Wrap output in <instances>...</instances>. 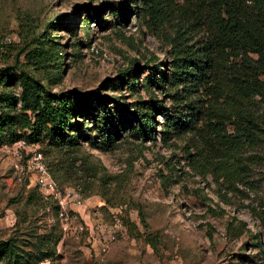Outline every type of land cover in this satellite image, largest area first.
<instances>
[{"label": "rangeland", "instance_id": "374dc122", "mask_svg": "<svg viewBox=\"0 0 264 264\" xmlns=\"http://www.w3.org/2000/svg\"><path fill=\"white\" fill-rule=\"evenodd\" d=\"M142 1L0 0V71L12 78L23 71L59 95L99 94L77 116V141L37 143L59 189L83 198L71 213L76 223L84 216V234L75 224L64 231L56 203L14 170L12 153L0 145V264H264V159L251 163L247 182L205 175L191 165L197 139L166 135L168 121L156 108L155 139L143 135L140 119L114 143L100 137L105 118L120 124L121 113L145 112L155 98L162 110H175L153 80L158 64L168 71L175 27L145 17ZM112 3L136 8L123 17ZM7 85L0 81V94L9 90L19 100L0 98L6 137L20 128L23 94L19 78ZM255 105L264 110L260 97ZM255 153L264 155V147H248L244 157ZM111 234L117 238L103 252ZM153 235L156 246L148 242Z\"/></svg>", "mask_w": 264, "mask_h": 264}, {"label": "trees", "instance_id": "16d2710c", "mask_svg": "<svg viewBox=\"0 0 264 264\" xmlns=\"http://www.w3.org/2000/svg\"><path fill=\"white\" fill-rule=\"evenodd\" d=\"M111 5L123 17L136 8ZM141 8L145 17L161 27L168 22L175 27L168 71L158 64L159 76L153 77L170 95L175 110H162L155 98L145 112L121 113L120 124L105 118L100 137L114 143L126 127L140 119L143 135L155 139L156 108L168 121L166 135L190 132L197 139L192 145L195 152L189 153L193 168L205 175L219 171L227 180L247 182L251 163L264 159L256 153L244 157L248 147H264V110L255 105L256 97L264 100V0H143ZM171 11L176 13L174 21ZM100 14L101 8L92 17L98 19ZM199 33L203 38L198 41ZM9 74L0 71V81L6 86L11 79L21 81L22 116L18 133L7 137L4 129L9 121L0 116L1 146L22 138L31 144L47 140L50 145L78 140L75 121L86 113L84 106L99 96L97 91L84 96L59 95L23 71L18 78ZM0 98L14 105L19 100L9 90ZM93 146L98 147L97 140ZM158 241L156 235L148 240L153 246Z\"/></svg>", "mask_w": 264, "mask_h": 264}, {"label": "built area", "instance_id": "2783aa9c", "mask_svg": "<svg viewBox=\"0 0 264 264\" xmlns=\"http://www.w3.org/2000/svg\"><path fill=\"white\" fill-rule=\"evenodd\" d=\"M13 155L12 165L14 170L20 172L25 178L33 180L35 186L46 200H53L58 207V214L63 220V229L66 233L73 230L78 235L88 231L87 223L77 222V214L71 211L84 206V201L78 191L68 190L64 193L59 189L58 184L51 172V166L47 156L37 144H31L26 138H22L11 144L3 145ZM81 215V214H80ZM116 235L111 234L106 240L101 241L103 252H107L109 244L116 240ZM49 260H44L41 264H49Z\"/></svg>", "mask_w": 264, "mask_h": 264}]
</instances>
